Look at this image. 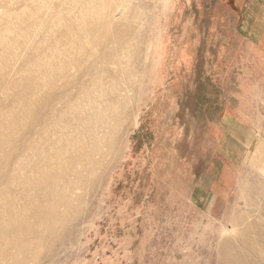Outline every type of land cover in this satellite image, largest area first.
Here are the masks:
<instances>
[{
	"label": "rangeland",
	"instance_id": "374dc122",
	"mask_svg": "<svg viewBox=\"0 0 264 264\" xmlns=\"http://www.w3.org/2000/svg\"><path fill=\"white\" fill-rule=\"evenodd\" d=\"M221 13L214 0H0V128H12L0 129V207L16 208L0 221L16 232L0 235V264H264V76L249 51L233 76L217 69L223 54L208 50ZM111 14L135 32L104 75L128 67L132 91L115 127L100 118L107 128L93 133L101 92L79 96V84L102 47L68 42L90 40L80 24L103 27ZM40 67V98L25 96ZM94 139L109 148L89 175V164L67 159ZM63 194L60 226L17 215ZM15 246L26 251L19 263Z\"/></svg>",
	"mask_w": 264,
	"mask_h": 264
},
{
	"label": "bare ground",
	"instance_id": "6f19581e",
	"mask_svg": "<svg viewBox=\"0 0 264 264\" xmlns=\"http://www.w3.org/2000/svg\"><path fill=\"white\" fill-rule=\"evenodd\" d=\"M81 5H79V8ZM107 24L104 25L103 27H91L90 25H87L85 23L80 24L78 27L79 31H88L91 33L92 37L89 38L90 40H82L79 39L78 42H68L69 45H74L77 46L78 50L80 52H86L87 45L93 42L96 46L102 47V52L100 54V65L96 70H86L84 75L82 73L83 80L79 84L80 88V93L79 96L83 95L84 93L87 94L95 88V86L99 87V91L101 92L99 95V100L97 102V105L93 104L89 110L90 117H88L89 120H92L94 123L90 125L88 129L89 132L93 133H98L100 128H107L101 126V121L99 120L100 118H104L105 120H108L111 123V126L109 127L111 130L115 127V125L119 122L120 118L123 116V110L121 109L125 103H123L124 100H126V97L129 95L130 91V86L132 84L131 82V70L128 69H122L121 72L117 76H111L106 77L104 75L107 74L109 75L110 73V66L113 64V67H115L114 62L116 59H118L120 62H122V50L125 48H132L133 47V33L135 32V29L128 24H125L124 22L119 21L116 19V17L111 14L110 16H107V19L105 21ZM124 23V24H122ZM124 25L125 28H121ZM95 30H99L101 35H107L108 37V42L105 44L103 39L96 38L97 34H95ZM95 34V35H94ZM123 40L122 45L119 46V49L116 48L115 46L120 43V41ZM115 48L113 53H110L107 51V49H113ZM87 56L83 55V61L85 62V59L87 60ZM62 64V59L58 56V58H54L51 64V69L53 71L57 68L58 65ZM70 68V62L68 64ZM69 72L68 70H61L59 69V75L65 76ZM41 74L43 76L44 71L42 67H40L37 70V73L35 75L36 79L29 85V91L24 93L25 96L29 95L34 99L40 98L41 95V90H42V82H41ZM85 78H90L84 80ZM107 86V89H103V86ZM130 91V92H129ZM66 95V86H63L61 96ZM58 96V95H57ZM60 96V95H59ZM102 96V99L100 98ZM55 97V96H54ZM60 98V97H59ZM106 103L105 105H103ZM66 107L68 104L71 106V101L66 102ZM78 107L81 106V104L77 103ZM100 104L102 108H100ZM122 110V111H120ZM103 111L102 115H99ZM125 111V110H124ZM19 116L21 115L17 114L16 119L13 121L16 122L19 120ZM51 120L54 121L55 118L51 114ZM99 120V121H96ZM44 119L41 118L39 119L36 123L38 125L37 128H33V136L36 134L38 135L40 132V129H45V128H40L41 125L44 123ZM0 129H7L10 130L12 128H0ZM110 134L106 133L104 131V134L102 135L103 138L109 136ZM78 146L80 148H88L87 151H85L84 154H81L80 156H77L75 158L69 157L67 159V163H70L72 160L78 162L81 166H86L89 164L91 167L89 171L87 172L89 175L93 174L97 169H100L103 165L101 163L95 162L96 157H102L104 154V149H108L105 145H100L97 143V141L94 139L91 144L85 143V141H81ZM104 164V162H103ZM66 163H62L59 166H66ZM60 172L65 171L62 167L59 168ZM79 176V174H76L75 177ZM58 179L57 175H52L49 178H46L47 181H51L52 183H55ZM51 188V187H50ZM50 191V189L48 190ZM48 191H44L45 196L49 197ZM61 196V195H60ZM48 205L43 207L40 212V210H33L29 209L28 207H17L20 212H17L18 217L22 218L25 217L26 214L29 212H32L31 220H34V223L31 225L35 224H40L41 227H57L62 225L64 222L63 217L61 216H56V212L61 209V207H66L68 205L67 201V196L63 194L60 199L57 198H51V203L49 201H45ZM16 210V208L10 209L8 207H0V213L3 215H7L6 211L8 212V215L6 218H0V221L5 219L9 220V214H11V210ZM62 211V210H61ZM10 212V213H9ZM54 214V215H53ZM52 218V221H49L48 219ZM242 226V225H241ZM33 227V226H32ZM31 227V228H32ZM244 229V228H242ZM30 230L28 233H32ZM243 231V230H242ZM16 232H10L6 231L3 228L0 227V235L1 237L5 240V238H9L10 235L14 234ZM18 233V232H17ZM20 234V233H19ZM29 236V235H28ZM16 249L18 250V253L16 256L10 257L11 260H13L15 263H19L22 258H20L19 254L26 253V251H22L20 247L15 246ZM2 261V260H1Z\"/></svg>",
	"mask_w": 264,
	"mask_h": 264
},
{
	"label": "crops",
	"instance_id": "0c3cea01",
	"mask_svg": "<svg viewBox=\"0 0 264 264\" xmlns=\"http://www.w3.org/2000/svg\"><path fill=\"white\" fill-rule=\"evenodd\" d=\"M214 2L222 7V13L216 16V19L220 20V28L214 34L216 45H211L208 51L223 54L217 69L229 70L236 66L240 68L241 64L246 62L244 53L249 51L253 58L251 63L260 69L264 76V0ZM234 61H238V64ZM226 76H233L232 69ZM228 83H234V80Z\"/></svg>",
	"mask_w": 264,
	"mask_h": 264
}]
</instances>
